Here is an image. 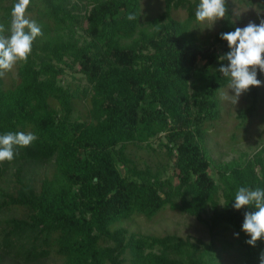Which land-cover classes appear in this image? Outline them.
Masks as SVG:
<instances>
[{
	"label": "trees",
	"instance_id": "trees-1",
	"mask_svg": "<svg viewBox=\"0 0 264 264\" xmlns=\"http://www.w3.org/2000/svg\"><path fill=\"white\" fill-rule=\"evenodd\" d=\"M230 1L205 29L199 0H161L148 19L144 0H30L26 17L42 35L0 78V135L37 139L0 163V264H227L226 248L235 264H261L264 240L252 247L242 231L255 209L233 204L239 187L264 188V74L243 94L232 134L257 117L262 144L217 164L207 146L228 89L220 36L239 27ZM233 1L264 19V0ZM15 2L0 0L5 35ZM165 209L195 219L209 241L118 226Z\"/></svg>",
	"mask_w": 264,
	"mask_h": 264
},
{
	"label": "clouds",
	"instance_id": "clouds-1",
	"mask_svg": "<svg viewBox=\"0 0 264 264\" xmlns=\"http://www.w3.org/2000/svg\"><path fill=\"white\" fill-rule=\"evenodd\" d=\"M30 0H16L11 11V24L5 35V27L0 24V78L11 71L17 62H26L35 39L42 35L40 26L26 17ZM235 11V10H234ZM228 13L227 0H199L195 11V21L205 29H211L218 21L225 19ZM135 20L133 14L127 16ZM220 38L227 42L229 51L221 56L226 66L218 71L228 80L229 92H222L221 99L236 105L239 98L251 87H260L257 72L264 74V19L259 24L249 22L243 28L221 33ZM37 139L32 132H9L0 135V163L11 162L15 158L17 147H29ZM233 208H254L246 212L242 231L250 237L246 243L255 247L257 241L264 240V188L239 187L234 198ZM264 264V253L260 256Z\"/></svg>",
	"mask_w": 264,
	"mask_h": 264
},
{
	"label": "rangeland",
	"instance_id": "rangeland-1",
	"mask_svg": "<svg viewBox=\"0 0 264 264\" xmlns=\"http://www.w3.org/2000/svg\"><path fill=\"white\" fill-rule=\"evenodd\" d=\"M233 5V13L238 21L239 27L243 28L249 22L254 23V18L260 13L254 3H239L238 1L231 0ZM145 12L143 19H148L156 16L161 11V0H144ZM235 10V11H234ZM174 16L178 19H183L185 14L183 11L174 13ZM15 66L11 71L6 72L7 77L14 75ZM79 75L76 74L75 77ZM69 80V79H67ZM229 94L231 91L227 89ZM222 95V94H221ZM243 107V95L239 98L236 105L222 99L223 120L219 125L214 128V131L207 137V146L210 150V155L215 164L229 162L233 159H238L241 154H248L251 156L257 148L262 144L260 141L259 131L260 126L256 120L257 117L250 121L247 126V131L243 134H238L237 137L232 139L234 131V122L236 123L235 116L237 111ZM156 145V143H154ZM213 177L217 180V174L213 171ZM222 203V200H220ZM118 226L125 227L130 231L136 233L162 236L164 234H177L180 236H195L202 239L205 242L209 241V234L205 227L195 221V219L182 215L179 213H173L168 209L159 212L151 219H147L144 216H132L130 219L125 220ZM219 242L216 243L219 248ZM231 250L225 249L221 252L222 262L227 264H235L232 260L233 253Z\"/></svg>",
	"mask_w": 264,
	"mask_h": 264
}]
</instances>
